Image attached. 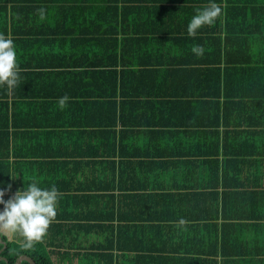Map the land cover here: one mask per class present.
Returning a JSON list of instances; mask_svg holds the SVG:
<instances>
[{
	"label": "trees",
	"instance_id": "obj_1",
	"mask_svg": "<svg viewBox=\"0 0 264 264\" xmlns=\"http://www.w3.org/2000/svg\"><path fill=\"white\" fill-rule=\"evenodd\" d=\"M20 1L0 0V35L12 39L14 47L28 36H38L43 40H49L50 35H58L65 40L84 36L88 39V52L83 55L85 61H78L82 58L78 57L73 66L45 65L47 68L76 66L80 70L77 74L87 87L86 92L65 96L69 100H77L75 103L85 105L88 110V124L79 127L82 129L77 133L88 135V175H72L55 181V187L62 192V195H58L61 207L57 208L56 219L42 241L31 249L22 246L24 240H9L0 235L6 242L5 249L0 242V251L3 249L0 264H17L23 256L33 259L36 264H55V257L61 261L83 254L88 264H119L121 262L116 253L121 251L119 258L122 260L125 251H129L122 243L125 234L138 229L148 232V228H175L180 231V227L176 228L175 225L164 227L154 222L170 219L176 222L184 219L183 214L186 211L190 213V210L194 211L193 219H198L199 213H202L206 222L201 238L207 250L202 260L205 264H212L213 250H217L218 244L214 221L219 213L224 218L225 212L229 211L227 200L229 202L235 196L230 191L253 189L264 181V62L255 59L254 49L246 44L247 40L241 35L218 40L216 48L208 44L205 46L203 66L195 69L193 74L195 77L198 72L201 77V92L194 105L197 103L202 107L204 119L203 130L199 134L203 137L199 160L171 161L172 167L182 169L183 173H175L164 181L162 173L165 171L155 169L152 170L153 174L147 172L145 167L148 162L136 160L132 151L134 143H126L135 136V131H126V111L133 113L143 107L160 108L165 104L177 109L185 105V102L178 101L179 98L148 102L140 101L148 97H142L139 93H125V79H129L134 72L127 70L131 64L123 61L124 45L133 40L132 34L140 36L138 41H148L150 36H157L159 30L142 29L140 33H135L126 29L124 22L129 17L124 11L130 7L140 10L149 8L147 0L135 5L122 0L121 6L117 0L102 3V14L88 15L86 33L75 29L55 32L49 26L48 30L37 34H31L27 25L39 20L40 15H26L23 18ZM176 32L179 31H173ZM205 41H209V37L205 36ZM260 53L258 50L257 55ZM17 66L18 84L11 90L6 84L0 85V191L4 192L5 203L15 198L16 195L10 197L11 191L17 194L21 184L12 175V167L20 164L17 141L23 134L38 137L44 134L22 133L16 122L15 109L22 98H28L20 93L22 83L37 82L40 78L44 80L46 73L21 70L23 66L18 63ZM184 81L185 76L181 73L176 82ZM118 122L121 124L120 131L117 130ZM177 134L180 135V131ZM178 146L174 144L171 148L176 156H183V153L176 152ZM181 147L185 148L186 145ZM10 157L14 158L12 163ZM152 162L158 165L156 161ZM69 164L72 163H66ZM74 164L82 163L78 161ZM196 168L199 169L198 175ZM52 186L51 183L47 189L50 190ZM170 202L173 206L168 209L159 206L164 203L171 205ZM186 203L193 205L187 208ZM3 210L4 204L0 212ZM168 210L175 216L165 217L170 212ZM92 235L98 239H84ZM72 248L75 252L71 254L69 250ZM162 251L163 248L158 247L152 252ZM144 256L140 258L147 259ZM21 264L30 263L24 261Z\"/></svg>",
	"mask_w": 264,
	"mask_h": 264
},
{
	"label": "crops",
	"instance_id": "obj_2",
	"mask_svg": "<svg viewBox=\"0 0 264 264\" xmlns=\"http://www.w3.org/2000/svg\"><path fill=\"white\" fill-rule=\"evenodd\" d=\"M117 1L121 6L122 0ZM127 1L132 5L141 2ZM20 2L23 6L21 13L23 18L26 15H40L39 20L27 25L31 34L48 30L49 26L55 32L75 29L86 33L88 15L102 14L100 7L108 0ZM147 2L149 8L140 10L130 7L124 11L129 17L125 20L124 27L135 33L147 29L159 30L157 32L161 34L156 32L157 36H150L148 41H138L140 36L132 34L133 40L124 45L123 61L130 63V68L126 69L134 72L129 79L128 77L125 79V93H139L142 97H148L141 98L140 101L148 102L179 98L178 101L185 102V105L177 109L165 104L166 106L160 108L143 107L133 113L131 110L126 111L124 115L126 131H135L133 140L130 139L126 143H134L132 151L136 160L148 162V166L145 167L147 172L153 174L152 170H164L162 176L165 181L175 173L177 175L183 173L182 169H174L171 161L199 160L198 154L203 142V137L199 135L204 127L203 109L197 103L194 105L201 92L199 83L201 77L198 72L195 77L193 74L195 69L203 66L205 55L194 53L193 47L198 45L204 50L208 44L216 48L218 40L224 41L227 37L241 35L247 40L246 44L254 49L255 59L259 58L264 62V0H147ZM210 3H216L221 7V15L213 24L202 26L197 30L196 36L190 37L187 28L192 17ZM174 30L179 32L173 33ZM205 36L209 37V41H205ZM24 39L14 47L17 63L23 66L21 70L46 74L44 80L40 78L39 81L36 80L37 82L22 83L20 93L28 98H22L21 104L15 109L16 122L20 125L22 133H44L39 137L23 134L17 141V147H20L17 151L20 164L19 166L12 164L15 165V168L12 167V175L21 182L19 191L27 190L30 183L47 189L51 183L55 185L57 183L55 181L62 177L88 175V135L77 134L82 129L79 127L88 124V110L85 105L75 103L77 100H69L61 105L59 103L61 98H58L65 95L76 96L86 92L87 87L77 74L80 70L76 66L73 68L45 66L48 64L73 66L78 57H82L78 61H85L83 55L88 52V39L84 36L65 40L58 35H50L49 40H43L38 36H28ZM258 50L261 52L259 55ZM118 55L120 61L121 50ZM175 64L179 68L175 67ZM181 73L184 74L185 81L177 83ZM120 129L121 124L118 122L117 130ZM177 131H180V135ZM174 144L179 145L176 152L183 153V156L175 155L171 148ZM181 145L186 147L182 148ZM13 160L14 158L10 157V163ZM78 161L82 164H74ZM152 161H156L158 165ZM195 170L197 175L200 174L198 168ZM230 192L235 196L229 199V202L227 200L229 211L225 212L224 218L219 213L218 219L214 221L217 225L218 244L217 250H213L215 254L212 256V264H264V181L253 189ZM58 193L62 195V192ZM14 195L16 192L12 190L10 197ZM184 205L188 208L193 204ZM159 206L168 209L173 205L164 203ZM1 207L2 204L0 209ZM60 207V201L57 200L56 209ZM193 212L186 211L183 214L184 219L176 222L171 219L166 222H154L161 223L159 225L164 227L175 225L176 228L180 227V231L175 228L163 230L148 228V232L138 229L125 234L122 243L125 248H129L125 250L129 251H125L122 260L119 258L122 255L121 251L116 253L118 261L121 262L119 264H179L178 261L182 262L181 264H205L202 259L205 257L207 245L201 236L205 233L203 225L206 222L203 221L202 213H199L198 219H193ZM164 216L172 218L175 215L170 211ZM19 239L24 240L19 235L9 240ZM84 239L94 241L98 237L92 235ZM158 247L163 248V251L152 252ZM74 250L72 248L69 251L72 254ZM141 255H145L147 259L140 258ZM53 260L55 264H88L84 254L61 261L55 257Z\"/></svg>",
	"mask_w": 264,
	"mask_h": 264
},
{
	"label": "clouds",
	"instance_id": "obj_3",
	"mask_svg": "<svg viewBox=\"0 0 264 264\" xmlns=\"http://www.w3.org/2000/svg\"><path fill=\"white\" fill-rule=\"evenodd\" d=\"M220 15L221 7L210 3L192 17L187 28L188 35L196 36L198 29L213 24ZM193 52L202 54L203 48L194 46ZM4 84L9 90L18 84L17 53L13 40L0 35V85ZM68 100L69 97L64 96L59 103L64 105ZM58 195L55 185L48 190L30 183L27 190L19 191L14 199L5 203L4 192L0 191V204H4V210L0 212V235L9 239L16 235L22 236L25 241L22 246L31 249L42 241L50 224L56 219Z\"/></svg>",
	"mask_w": 264,
	"mask_h": 264
},
{
	"label": "water",
	"instance_id": "obj_4",
	"mask_svg": "<svg viewBox=\"0 0 264 264\" xmlns=\"http://www.w3.org/2000/svg\"><path fill=\"white\" fill-rule=\"evenodd\" d=\"M0 242L3 244V249H5L6 248V242L4 241V240H2L1 238H0ZM2 249V250H3ZM1 250V251H2ZM0 251V252H1ZM24 261H27V262H29L30 264H36V262L33 260V259H31V258H29V257H26V256H23V257H21L18 261H17V264H21L22 262H24Z\"/></svg>",
	"mask_w": 264,
	"mask_h": 264
},
{
	"label": "rangeland",
	"instance_id": "obj_5",
	"mask_svg": "<svg viewBox=\"0 0 264 264\" xmlns=\"http://www.w3.org/2000/svg\"><path fill=\"white\" fill-rule=\"evenodd\" d=\"M17 241H20V239H19V240H17Z\"/></svg>",
	"mask_w": 264,
	"mask_h": 264
}]
</instances>
